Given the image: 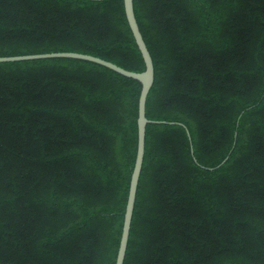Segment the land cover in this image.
<instances>
[{"label": "trees", "instance_id": "16d2710c", "mask_svg": "<svg viewBox=\"0 0 264 264\" xmlns=\"http://www.w3.org/2000/svg\"><path fill=\"white\" fill-rule=\"evenodd\" d=\"M134 10L155 80L124 264H264V0ZM53 52L146 69L124 0H0V57ZM141 90L87 60L0 62V264H116Z\"/></svg>", "mask_w": 264, "mask_h": 264}, {"label": "water", "instance_id": "95a60500", "mask_svg": "<svg viewBox=\"0 0 264 264\" xmlns=\"http://www.w3.org/2000/svg\"><path fill=\"white\" fill-rule=\"evenodd\" d=\"M124 5H125V12L130 28L133 32L137 45L145 61L146 69L143 72H133L125 68H122L113 62L104 60L97 56L78 53V52H53V53H43V54L0 57V62H15V61H25V60H35V59H46V58H74V59L87 60L105 66L107 68H110L126 77H130L141 82L142 90L139 99V118H138V127H139L138 152H137L135 167L131 178L129 197H128L125 218H124L123 232H122L116 264H124V260L127 252L132 218L135 208L136 195H137L139 180L144 162L145 144H146V127L148 123L151 122L146 117V104H147V98L149 92L155 80V68H154L153 58L147 47L145 39L141 33L135 15L134 0H124ZM188 134L190 135L189 131ZM227 159L228 157L220 165L225 163Z\"/></svg>", "mask_w": 264, "mask_h": 264}]
</instances>
